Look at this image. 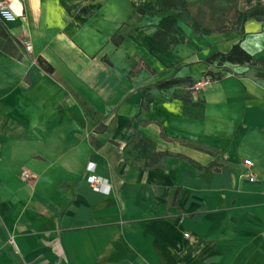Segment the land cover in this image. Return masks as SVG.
Returning <instances> with one entry per match:
<instances>
[{"label": "crops", "instance_id": "1", "mask_svg": "<svg viewBox=\"0 0 264 264\" xmlns=\"http://www.w3.org/2000/svg\"><path fill=\"white\" fill-rule=\"evenodd\" d=\"M1 1L0 264H264V78L207 62L264 56V16L237 20L264 0ZM231 3L234 28L202 32L198 6Z\"/></svg>", "mask_w": 264, "mask_h": 264}, {"label": "trees", "instance_id": "2", "mask_svg": "<svg viewBox=\"0 0 264 264\" xmlns=\"http://www.w3.org/2000/svg\"><path fill=\"white\" fill-rule=\"evenodd\" d=\"M187 4L184 0H176L174 3L170 0H160V5L157 11L163 12L167 10H178L186 8ZM260 16H264V6L263 7H254L251 11H247L242 13L238 16V21L247 18H257L259 19ZM179 18V13H171L163 17L159 22V29L157 32L153 34V39L163 46L166 49L171 48L172 46L176 45L182 40V33L180 29L177 27V20ZM193 28L198 32V28L196 24H193ZM202 32H209V30H204ZM18 45V41L10 38L5 31L0 26V50L9 56L15 57L16 54V47ZM218 59L220 63L227 62L231 64H250L259 67L257 76L259 78H264V56L258 59H254L249 54H247L244 50L240 48L238 44L233 45L231 49L225 53H215L211 55L207 62L210 63ZM38 65H43V61L37 59ZM47 72H51L52 69L49 66L45 67ZM178 81L172 79L165 81L163 87L169 88L172 85L176 84Z\"/></svg>", "mask_w": 264, "mask_h": 264}, {"label": "rangeland", "instance_id": "3", "mask_svg": "<svg viewBox=\"0 0 264 264\" xmlns=\"http://www.w3.org/2000/svg\"><path fill=\"white\" fill-rule=\"evenodd\" d=\"M176 1V0H170ZM201 10L203 9V13L200 12V17L202 20L199 22L200 26L203 30H214L218 31L221 29L231 30L234 28V14L236 6L231 3L227 5H201L198 6ZM27 49V46H26Z\"/></svg>", "mask_w": 264, "mask_h": 264}, {"label": "built area", "instance_id": "4", "mask_svg": "<svg viewBox=\"0 0 264 264\" xmlns=\"http://www.w3.org/2000/svg\"><path fill=\"white\" fill-rule=\"evenodd\" d=\"M7 14V7L3 1L0 2V16H5ZM212 82L211 78L205 76L200 79L196 83H194L189 89L192 91L202 90L204 87L208 86ZM243 167L245 168V172L243 176L250 182L254 181L253 175L250 173V168L252 167V163L249 160L243 161ZM87 170L89 171V176L87 177V182L93 191H100L102 182L99 178L94 175V166H88Z\"/></svg>", "mask_w": 264, "mask_h": 264}]
</instances>
